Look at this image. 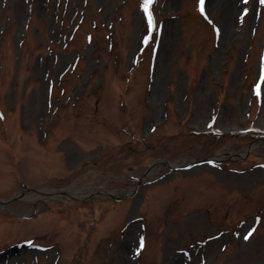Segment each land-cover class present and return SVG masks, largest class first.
<instances>
[{
  "label": "rangeland",
  "instance_id": "rangeland-1",
  "mask_svg": "<svg viewBox=\"0 0 264 264\" xmlns=\"http://www.w3.org/2000/svg\"><path fill=\"white\" fill-rule=\"evenodd\" d=\"M198 2L0 0V264H264V5Z\"/></svg>",
  "mask_w": 264,
  "mask_h": 264
},
{
  "label": "snow or ice",
  "instance_id": "snow-or-ice-1",
  "mask_svg": "<svg viewBox=\"0 0 264 264\" xmlns=\"http://www.w3.org/2000/svg\"><path fill=\"white\" fill-rule=\"evenodd\" d=\"M153 2H154V0H142V3L140 5V7L144 11V14L147 17V27H148V29H152V28L155 27L154 14H153V12H152V10L150 8V5H152ZM244 3H247V0H244ZM260 4L264 5V0H260ZM203 5H204V0H199L198 6H199L201 12L204 11ZM248 11H249V9L247 7L243 8V12L244 13H247ZM150 38H151V33H149V35H146L144 37L145 42H147ZM261 82H264V72L261 73L260 80L253 85V88L256 91L257 96L260 95ZM141 246H143V238H141ZM138 251H139V249H138Z\"/></svg>",
  "mask_w": 264,
  "mask_h": 264
},
{
  "label": "water",
  "instance_id": "water-1",
  "mask_svg": "<svg viewBox=\"0 0 264 264\" xmlns=\"http://www.w3.org/2000/svg\"><path fill=\"white\" fill-rule=\"evenodd\" d=\"M240 156V155H239ZM228 158L230 159L231 157L228 156ZM210 160H215L213 158H205V159H199V160H196V161H193V162H190L184 166H178V167H175V168H182V169H185V168H188V167H191V166H194L196 164H199V163H202V162H207V161H210ZM167 164L168 167L172 168L171 164L169 162H165ZM153 165L150 164V166L147 168L146 172L144 173V175L142 176V178H140V180H142L146 175H147V172L149 170V168ZM60 192V191H59ZM25 193H26V190H23L17 194H15L14 196H12L11 198H8V199H5V200H0V205L2 204H5V203H9L11 201H14V200H17V199H21L25 196ZM61 194L62 195H65V196H68L70 198H73L72 196L68 195L67 193H65L63 190L61 191ZM100 194H105V195H108L109 197H112V198H117V199H121V198H124L126 197V195H114V194H111L109 192H100Z\"/></svg>",
  "mask_w": 264,
  "mask_h": 264
},
{
  "label": "bare ground",
  "instance_id": "bare-ground-1",
  "mask_svg": "<svg viewBox=\"0 0 264 264\" xmlns=\"http://www.w3.org/2000/svg\"><path fill=\"white\" fill-rule=\"evenodd\" d=\"M234 2V0H232Z\"/></svg>",
  "mask_w": 264,
  "mask_h": 264
},
{
  "label": "trees",
  "instance_id": "trees-1",
  "mask_svg": "<svg viewBox=\"0 0 264 264\" xmlns=\"http://www.w3.org/2000/svg\"><path fill=\"white\" fill-rule=\"evenodd\" d=\"M47 2H48V0H47Z\"/></svg>",
  "mask_w": 264,
  "mask_h": 264
}]
</instances>
